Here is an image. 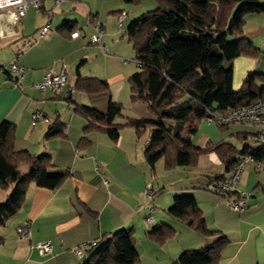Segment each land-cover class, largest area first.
Returning <instances> with one entry per match:
<instances>
[{
    "label": "crops",
    "instance_id": "1",
    "mask_svg": "<svg viewBox=\"0 0 264 264\" xmlns=\"http://www.w3.org/2000/svg\"><path fill=\"white\" fill-rule=\"evenodd\" d=\"M23 1L28 7L18 23L13 21L9 8H0V124L15 125L17 151L48 155L54 164L50 173H67L68 177L55 190L30 184L18 214L0 228V238L4 240L0 264H86L95 250L90 249L81 257L72 250L100 242L119 230H131L140 255L138 264H174L184 252L210 248L221 237L228 244L221 252L219 264H264V170L257 171L253 163L244 167L232 197L250 194L248 208L234 212L212 185L214 178L229 179L231 175L215 152L200 156L191 168L167 170L162 159L152 167L145 155L150 133L138 137L130 127L122 129L116 142L103 132L89 133L91 144L80 148L86 121L76 112L78 107L106 112L113 102L128 110V117L151 118L145 104L131 101L128 90L127 80L137 71L128 70L127 59L132 56L123 55L131 46L123 36L132 9L126 1ZM8 2L0 0V7ZM122 13L128 15L120 26L118 18ZM91 17H96L105 29L102 45L106 51L91 41ZM47 23L49 32L41 38L40 31ZM75 31L80 36L72 38ZM244 35L262 54L258 58L241 56L230 63L235 91L241 89L249 72L264 74V14L246 17ZM27 38L36 43L17 56L15 45ZM12 62L26 71L20 87L1 70ZM63 67L69 74L59 96L33 88L51 69L60 73ZM79 77L107 81L109 89L96 93L78 91L75 86ZM38 108L49 123L40 120L32 124V115ZM54 124L61 125V136L48 139ZM254 139L255 130L251 127L221 128L204 119L192 143L198 148L229 143L240 149ZM18 170L25 174L28 166L21 165ZM150 186L157 192L155 199L146 194ZM184 196L196 200L207 227L216 235L204 236L169 213L174 200ZM149 216L154 218L152 225L147 222ZM24 224L30 226L27 238L17 232ZM160 224L176 231L163 244L147 236L152 227ZM47 241L51 242L52 251L42 254L37 245Z\"/></svg>",
    "mask_w": 264,
    "mask_h": 264
},
{
    "label": "trees",
    "instance_id": "2",
    "mask_svg": "<svg viewBox=\"0 0 264 264\" xmlns=\"http://www.w3.org/2000/svg\"><path fill=\"white\" fill-rule=\"evenodd\" d=\"M138 3L139 0H125ZM160 7L133 20L123 36L135 52L138 71L128 78V90L133 103L145 104L151 118L123 117V106L110 102L106 112L78 107L86 125L80 148L91 142L87 135L103 132L116 142L126 127L138 137L150 133L145 155L153 167L160 159L167 170L195 167L198 158L215 152L231 173L240 158L253 154L263 160L264 152L254 153L246 144L240 149L233 144L198 148L192 143L200 123L209 115L231 111L256 101L264 102V74L249 72L240 90L233 88V68L230 64L241 56L258 58L262 54L244 35L246 17L264 14L261 0H155ZM75 88L86 93L109 89L107 81L79 77ZM167 122L169 124H167ZM231 126V125H230ZM221 128H227L221 127ZM61 136V125L50 127L47 138ZM16 127L0 124V228L16 216L25 200L30 184L55 190L68 174H51L54 164L48 155H32L15 149ZM27 165L22 174L18 169ZM228 179L214 178V190L225 198L219 184ZM248 208V207H247ZM169 213L187 227L204 236L217 233L209 230L191 196L177 197ZM176 231L160 224L152 227L148 238L163 244ZM4 240L0 238V246ZM86 264H138L140 255L134 245L131 230L111 233L98 243ZM228 244L219 238L212 247L184 252L174 264H219L222 250Z\"/></svg>",
    "mask_w": 264,
    "mask_h": 264
},
{
    "label": "built area",
    "instance_id": "3",
    "mask_svg": "<svg viewBox=\"0 0 264 264\" xmlns=\"http://www.w3.org/2000/svg\"><path fill=\"white\" fill-rule=\"evenodd\" d=\"M60 0H56L59 3ZM28 4L23 0H9L8 4L1 6L2 9H8L10 15L13 18L15 23L23 18L26 14ZM35 7H39V3L35 4ZM128 13H122V15L118 18L120 26L123 24V19L126 18ZM49 23L45 25L40 31V37H44L49 32ZM88 27L93 31V35L91 37V41L93 44H98L101 48L106 51V48L102 45V38L105 34V29L102 24L96 19V17H91L88 22ZM80 36L78 31H75L71 34L72 38H77ZM36 43L35 39L27 38L22 40L20 43L15 45V51L17 56H20L21 53L27 48L31 47ZM1 70L8 73L15 80L16 87H20L22 82L26 79V71L23 67H21L18 63L12 62L7 67H1ZM68 70L66 67H63L61 72H56L54 69H51L46 76L43 77L40 83L34 84L33 88H36L41 91H50L54 95L59 96L67 83L68 78ZM44 120L49 123V120L45 117L43 112L38 108L32 115V124L36 125L38 121ZM206 122L209 124H215L219 127H228L230 125H245L251 127L255 130V139L249 144V148L254 151V153H262L264 152V102L256 101L250 103L244 107L237 108L231 111L214 113L205 118ZM248 163H253L255 165V169L257 171L264 170V159L257 160L253 156V154H247L240 158V160L236 163L234 170L231 172L230 178L224 182L219 184L220 190L224 194H228L229 192H234L237 183L242 177V173L244 167ZM96 171L99 170L96 168ZM146 194L152 198H156L157 192L150 186L146 190ZM251 197L250 194L240 193L238 199H233L231 197L226 198V207L230 211L241 212L244 211L248 207V199ZM153 207H149V211H152ZM148 224H154V218L149 216L147 218ZM18 235L21 238H27L30 236V226L28 224H24L17 229ZM98 241H93L91 243H87L80 247L74 248L72 252L81 257L86 251L91 248L97 247L99 244ZM37 249L42 254H49L52 251V244L50 241L43 242L37 245Z\"/></svg>",
    "mask_w": 264,
    "mask_h": 264
},
{
    "label": "rangeland",
    "instance_id": "4",
    "mask_svg": "<svg viewBox=\"0 0 264 264\" xmlns=\"http://www.w3.org/2000/svg\"><path fill=\"white\" fill-rule=\"evenodd\" d=\"M124 3H126V5H128L130 8H132L131 9L132 13L131 12L129 13L130 14L129 15V22L127 23V21H126V27L133 20L138 18L139 16H141V15H143L145 13L151 12V11H155V10H157L160 7V5L155 0H139L138 3H127V2H124ZM126 45H129V44H126ZM130 47H128L129 48V52L125 51L123 53V55L125 57L132 56V58L130 57V58L127 59V63H129L128 70L130 72H136L139 69H138V66H137L136 61H135V52H134L132 46H130ZM128 116H130V113L128 112V110H125L123 108V117L120 118V120L124 121V119H126ZM120 120H118L117 122H120Z\"/></svg>",
    "mask_w": 264,
    "mask_h": 264
}]
</instances>
